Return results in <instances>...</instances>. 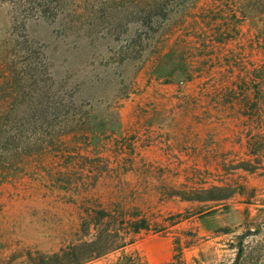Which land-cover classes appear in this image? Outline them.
<instances>
[{
	"label": "rangeland",
	"instance_id": "1",
	"mask_svg": "<svg viewBox=\"0 0 264 264\" xmlns=\"http://www.w3.org/2000/svg\"><path fill=\"white\" fill-rule=\"evenodd\" d=\"M137 3L0 0V264L115 242L81 264H264V152L205 74L160 62L178 34L144 62L135 26L114 21ZM255 33L243 25L217 55Z\"/></svg>",
	"mask_w": 264,
	"mask_h": 264
},
{
	"label": "trees",
	"instance_id": "2",
	"mask_svg": "<svg viewBox=\"0 0 264 264\" xmlns=\"http://www.w3.org/2000/svg\"><path fill=\"white\" fill-rule=\"evenodd\" d=\"M131 9L116 12V27L133 24L135 38L143 42L144 62L161 48L166 38L177 35L172 47L161 56L169 63L172 76L190 81L205 74L204 88L219 95L225 104L239 107L242 126L251 154L261 160L264 152V62L257 64L249 55L255 47L264 48V0H131ZM139 4V5H138ZM141 4V5H140ZM255 31L247 45H238L224 57L217 55L219 45L237 40L241 27ZM141 29H144V35ZM200 61L194 66L193 61ZM158 71L157 73H159ZM168 77V76H167ZM144 225L135 224L127 234H138ZM115 233L118 231L115 230ZM133 241H130L132 243ZM107 250L91 251L84 258L79 253H64V258L76 261L62 264H81L116 250L126 243H111ZM244 253L241 245L238 262ZM55 257H58L55 256Z\"/></svg>",
	"mask_w": 264,
	"mask_h": 264
}]
</instances>
